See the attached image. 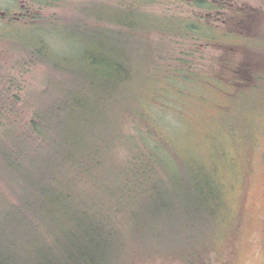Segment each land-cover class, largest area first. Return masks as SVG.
<instances>
[{
	"label": "rangeland",
	"instance_id": "374dc122",
	"mask_svg": "<svg viewBox=\"0 0 264 264\" xmlns=\"http://www.w3.org/2000/svg\"><path fill=\"white\" fill-rule=\"evenodd\" d=\"M173 1L49 0L42 5L35 22L47 27L24 29L6 42L12 51L9 63L0 68V131L4 124L25 128L37 105L51 102L53 90L66 100L83 88L88 63L83 46L69 35L74 31L84 37L85 28L81 33L83 24L75 27L72 21L85 20L90 7L98 12L103 7L107 16L96 19L99 25L87 42L99 64L108 55L115 68L121 63L129 75L116 78L111 91L116 128L103 151V166L93 177L82 174L78 188L100 200L111 198L106 193L111 187L117 196L125 193L138 202L137 214L147 229L163 222L151 216L157 198L149 203V196L172 186L164 181L168 176L178 180L195 172L217 187L222 199L209 261L264 264V27L242 30L238 17L223 20L215 8L208 15L210 0L208 7L204 1ZM245 1L264 9V0ZM43 45L61 54L50 59L61 67L59 78L52 61L37 56L28 62L30 52ZM141 163L143 169L137 165ZM3 179L0 175L1 192L17 203L15 191ZM141 186L147 192L136 196ZM201 186L209 191L203 181ZM133 223L128 215V234ZM187 241L169 223L158 237H137L119 264H186L162 247H194L191 238Z\"/></svg>",
	"mask_w": 264,
	"mask_h": 264
},
{
	"label": "trees",
	"instance_id": "16d2710c",
	"mask_svg": "<svg viewBox=\"0 0 264 264\" xmlns=\"http://www.w3.org/2000/svg\"><path fill=\"white\" fill-rule=\"evenodd\" d=\"M99 10L90 7L85 11V20L72 21L75 27L83 24L78 31L85 28L81 32L84 37L74 31L69 35L83 46L87 57L84 56L88 64L83 67V88L66 100L53 90L51 102L38 104L33 117L19 131L14 125L3 123L0 175L15 191L18 202L8 201L0 189V264H119L137 237H158L169 223L177 226L180 239L188 243L191 238L194 247L180 251L175 246L162 248L180 256L186 264H214L207 255L214 248L222 199L219 189L211 188L207 179L195 172L190 176L191 171H187L178 180L168 176L164 181L170 180L172 186L149 196V203L157 198L154 207H150L151 216L163 222L147 229L137 214L138 202L128 199L125 193L117 196V190L112 193L111 187L106 192L111 198L100 200L78 188L82 174L93 177L103 166V151L116 128L110 106L114 82L129 75L121 63L115 68L116 61L108 59V55L99 64L94 48L87 42L99 25L96 19L102 21L107 16L103 7ZM30 56L34 61L38 56L40 61L51 62V58L61 54H52L43 45L33 49ZM52 63L55 78H59L61 67ZM97 63L99 67H94ZM121 67L125 70L120 74ZM50 85L53 88V81ZM137 165L144 168L143 163ZM202 181L209 191L202 188ZM154 183L152 189H156ZM143 186L136 196L147 192ZM106 206L109 215L105 214ZM128 215L134 222L130 234L125 229Z\"/></svg>",
	"mask_w": 264,
	"mask_h": 264
},
{
	"label": "flooded vegetation",
	"instance_id": "af4514ba",
	"mask_svg": "<svg viewBox=\"0 0 264 264\" xmlns=\"http://www.w3.org/2000/svg\"><path fill=\"white\" fill-rule=\"evenodd\" d=\"M174 1H185L199 5H201V1H204V5L208 7L207 0ZM47 3H49V0H0V68L2 65L9 63V60H6V58L12 50L6 42H11L15 33H19L27 28H29L28 30H32L40 24H45L43 21L38 23L35 21L40 19L39 12L42 10L41 6ZM208 8H210L208 15H212V9L215 8L216 14H219L218 18L223 16V20L227 19L226 16L228 18H230L229 16H232V18L238 17L239 21L237 22H239L238 24H242V30L252 29L258 32L260 28L264 27V9L253 7L245 0L240 1V3H235L233 0H210ZM33 21L36 24H30ZM31 59L33 60L34 58L32 57ZM246 168L248 172V165H246Z\"/></svg>",
	"mask_w": 264,
	"mask_h": 264
}]
</instances>
